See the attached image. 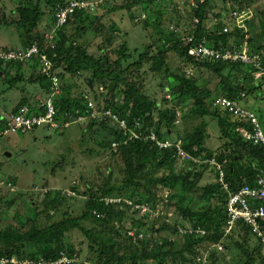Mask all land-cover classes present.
<instances>
[{
  "label": "rangeland",
  "instance_id": "1",
  "mask_svg": "<svg viewBox=\"0 0 264 264\" xmlns=\"http://www.w3.org/2000/svg\"><path fill=\"white\" fill-rule=\"evenodd\" d=\"M25 1L36 4L39 0H0V19L8 20V23H1L0 28L8 37L7 44H10L11 49L19 48L20 45H23L22 47L29 45V43L26 44L29 40H27L25 30L12 23L18 17L17 8L20 3ZM112 1L106 2L95 12H91L90 17L84 22H79L85 31L83 30L84 32L79 35L78 42L84 44L91 53L106 54L111 59H117L124 54L121 44L125 43L123 51L130 55L128 59L122 61V66L125 68L138 60L145 51L157 52L165 36L164 33L172 32L177 27L189 30L193 26L194 17L190 0H164L162 3L149 5L145 2L135 3L131 7H123L125 3L122 0ZM41 8L44 15L36 28L32 30L33 35L40 37L51 28L53 22L52 10L46 5L45 0L41 1ZM209 9L207 24L211 28L215 26L219 28L225 23L231 27V31H241L244 34L246 30H249L252 42L255 44H261L264 41V0H243L240 2L211 0ZM234 10L239 12L237 18L230 17V13ZM143 13L145 17H143ZM112 18L113 20H110ZM157 20L160 21V28H157ZM215 20L219 21L218 25ZM74 21L76 20L69 21L66 25L69 33L76 31L78 21ZM0 43L3 42L0 41ZM6 48L7 46L0 50ZM3 62L8 61H0V64ZM167 63L169 72L166 70L155 72L147 62L141 69L130 67V70H127L128 79L135 82L145 94L150 96L158 104V108H175L176 111H181V115L177 116L175 120L174 135L187 137L205 120L207 126L206 146L208 150L220 152L226 139L221 134L217 117L212 114L219 113L231 122L235 120L226 110L215 109L208 105L211 98L224 94L221 93L220 77L210 68L201 65L194 66L192 64L189 69H186L187 66H184L183 61L175 52H169ZM182 70L189 78H195L202 87L200 94L204 96L212 114L203 116L200 113H191L190 109L193 107L191 99L185 97L184 101L180 102L178 94L171 92V88L175 90L178 85L171 74H182ZM58 71L62 73L64 86L70 88L71 91L76 90L72 93L76 97L81 96L84 90L94 97L104 94L99 91L100 86L105 90L104 84L94 82L92 89H89L85 84L83 77H90L88 72L81 71L71 74L64 72L62 67ZM223 73L231 75V82L234 85L240 84L245 87L246 91H249V104L243 105L253 110L264 126V80L260 81V84L259 81L254 82L248 74L247 68L243 66H237L234 69L228 67ZM10 77L7 74L0 76V103L5 99L6 91H9L7 96L13 102L18 99L19 94L16 90L6 89ZM253 86L255 89L249 90ZM121 87L123 88V86ZM167 93L170 98L165 97ZM109 121L96 123L90 129L86 125L72 123L63 128L62 132L60 129L42 126L34 130L33 133L11 134L1 138L0 179H13L14 186L13 188L0 189V228L13 225L21 231H25L32 226L33 221L47 224L60 220L64 211H69L73 216H80L86 208L85 203L88 195L84 192L88 186L96 192L97 196L104 198L106 203H115L108 201L110 198H122L121 202L124 203V200H131L129 189H122V195L119 197H112L113 195L104 191L105 183L109 177L111 186L117 188L126 186L128 179V172L121 155L111 152L110 148L105 146L112 138L110 126H115L112 121ZM69 148L71 151H67ZM239 149L241 154L246 155L245 149L241 147ZM7 153H10V156H7ZM247 157L250 158V156ZM191 163L190 160L177 159L172 169L185 173L196 168ZM147 165L153 166L155 161L151 159ZM199 168H205L200 186L215 183L213 170L211 171L210 166H199ZM169 171L170 166L162 167L159 169L158 175L169 173ZM45 183L49 187L56 188L55 190H61L65 196L64 202L61 203L55 214H51L54 217L50 220H47L45 214L40 215L41 212H44L42 211L44 207L42 201L45 198V190H43L46 187ZM73 186L77 187L76 191ZM154 190L157 197L155 201L149 202V208H151L149 213L142 214L139 211L135 213L132 207V210L126 209L128 205L125 203L119 208L127 210L126 213L111 221L112 231L109 234L112 235H99L106 238L108 244L109 241H115L129 247L130 242L124 234L129 228H137L133 223L137 221L136 219L143 218L142 221L145 220L147 224L148 230H145V234L148 238L160 237L162 241L169 240L173 242L174 250H179L185 242L184 236H186L182 235L180 230L193 226L182 217L180 210L174 204L173 206L168 205L175 200L173 190L164 187H156ZM190 198L194 201L190 202V206L195 209L218 207L222 204L221 197L210 201L202 199V190H197L190 195ZM209 205L212 207H208ZM28 218H32L31 223ZM21 221H24L23 224ZM81 224L94 232L101 230L100 226L103 225L101 221L93 217L82 221ZM230 232L231 234H228L222 241L224 249L213 252L214 257L208 264H264L263 239L259 240L242 227L232 228ZM65 243L72 248L79 262L95 264L96 247L81 230L76 228L68 232ZM28 247L33 249L32 246ZM204 247L205 244L200 246L201 249ZM121 251L124 252V250ZM246 252L251 253V257ZM177 260V264H183L181 260ZM172 262L169 260V264H175ZM148 263L156 264L155 261L150 260Z\"/></svg>",
  "mask_w": 264,
  "mask_h": 264
},
{
  "label": "trees",
  "instance_id": "2",
  "mask_svg": "<svg viewBox=\"0 0 264 264\" xmlns=\"http://www.w3.org/2000/svg\"><path fill=\"white\" fill-rule=\"evenodd\" d=\"M41 1L42 0H39L36 4H33L31 1L20 3L17 8L18 17L12 21V23H15L18 27L25 30L27 40H29L26 44L38 41L40 45L43 46V36L40 37L32 33V30L36 28L44 15V11L41 8ZM45 1L46 5L50 7L51 10H53L57 4H65L67 2V0ZM150 1L133 0L131 4H125L123 7H131L134 6L135 3H152V1ZM233 1L240 2L243 0ZM210 3L211 0H204L203 3H199V6L192 10L193 17L199 18V22L195 28L196 39L200 40L206 37L210 43L217 47L227 45L231 39L240 41L239 39L244 38L246 33L242 34L241 31L219 33L222 29V25H220L219 28L218 26L211 28L207 24L210 13ZM88 17H90V13L77 10L68 20V23L72 20L78 21L76 31L74 33H69L66 27L68 23L58 30L56 46L54 48H48L47 50L50 54L54 52L57 54L54 58L56 68L59 70V68L62 67L64 72L71 74L85 71L88 72L90 78L93 79V86L94 82L104 84L107 89L106 97H109V99L106 100V107H109L114 115L119 118H126L130 127L135 125L136 122H139L147 129L153 128L160 137L169 136L172 139L181 137L183 140V148L190 153L192 157L191 159L185 160H190V162H192L191 164H194L196 167L185 173L172 169L179 158L173 154L171 149L167 148L159 151L157 148L153 147L150 142L143 140H131L127 143H123V139L127 135L126 131L116 128L115 126H110L112 138L105 146L106 148H110L111 152L121 155L128 172V179L126 180V186L117 188L111 186L109 177L105 183L106 188L104 191H106L107 194L113 195L112 197H119L122 195V189H129L132 201L151 203L155 201L157 197L156 191L154 190L156 187L169 188L174 191L173 198H175V200L168 203V205L173 206L174 204V206L180 210L182 217L189 221L193 227L205 228L208 233L205 236L187 234L184 236L185 242L179 250H174V244L169 240L162 241L160 237L148 238L146 234L144 238L135 239L128 235L127 230L124 235L130 242L129 247L123 246L115 241H109L110 243L108 244L106 242L107 240H105L106 238L99 234L112 235L109 234L111 233L110 231H112L110 228L111 221L113 218L121 217L126 213L125 211L127 210L119 208V206L121 207V205L126 202L106 203L104 198L97 196L96 192L88 186L84 192L88 195L85 203L86 208L80 216H73L69 211H64L60 220H55L47 224H41L36 221L32 222V218H28L30 223L32 222V226L25 231H21L13 225L0 228V256L8 258L17 257L19 259L32 258L34 260H50L56 259L60 257L62 252H66L73 257L75 256L74 252L70 246L66 245L65 237L68 232L77 228L81 230L89 241L93 243V246L96 247L97 256L95 264H150L148 263L149 260L155 261L156 264H169V260L171 262L173 260V262L177 264V259L181 260L183 264H193L194 257L200 246L207 243H220L228 236V234H224V226L227 221L226 194L217 182L200 186L205 168H199V166H207L208 164L195 162L193 158H199V156L204 155L207 157L215 156L219 161L226 160V178L230 182L232 189H237L243 184H253L258 174H264V148L244 141L235 130L238 124L235 120L231 122L228 118L219 113L212 114L207 107L204 96L200 94L202 87L195 78H189L183 70L182 74H171L178 84L175 90L171 88V92L178 94L180 102L184 101L185 97L191 99L193 106L190 109L191 113H200L203 116L208 114L216 116L221 134L225 137L226 142L224 146H222L220 152L208 150L206 146L207 126L205 125V120L200 127L192 134H188L189 136L187 137L179 136L178 134L174 135L173 130L176 127L175 120L177 119L175 108H158V104H156L150 96L145 94L135 82H131L128 79L127 70H130V67L141 69L144 63L147 62L150 68L155 72H162L163 70L169 72L167 63L168 54L169 52H175L181 61H183L184 66L191 63L194 66L201 65L213 70L221 79V93H224L222 95L235 98L239 96L241 91H246V89L240 84L234 85L231 82V75L224 74L223 72L228 67L234 69L241 65L225 61L205 62L195 60L194 57L188 54L189 45H186L182 41L180 34L172 31L164 33L165 36L157 52L145 51L139 56L138 60L125 68L122 66V61L130 57L129 54H125V51H123L125 43L121 44L124 54L117 59H111L106 54L95 55L91 53L84 44L78 42L79 35L81 32L85 31L83 25H80L79 22H84ZM1 23H8V20H6V18L0 19V24ZM156 23L157 28H160V21L157 20ZM182 30L185 31L186 29ZM250 42L255 49L262 48L261 44L252 42L251 36ZM16 63L20 64V62ZM59 74L62 76L60 71ZM37 78L39 81L45 83V87L48 91V80L40 73H38ZM110 82H114L115 86L111 91H108ZM121 86H123V88ZM254 89L255 86L249 88L251 91ZM213 99L214 98L210 99L208 105L211 106ZM80 101V96L72 97L68 89L64 86L62 96L54 100L58 109V117L63 118L68 110L79 106ZM22 104L23 103H20L19 105ZM30 108L33 109L31 106ZM39 109L43 111L44 106L39 107ZM108 121V119H105L100 123H107ZM109 122H111V120ZM96 123L100 124L99 122L91 121L86 127L90 129L93 125H96ZM56 130H58V128ZM113 141L120 142L117 151L113 150ZM225 147H227V149H225ZM239 147L245 149L246 155L241 154ZM247 156H250V158ZM151 159L155 161V165L148 166L147 163L151 161ZM167 166H170L169 173L165 172V174L158 175L159 169ZM210 169L211 171L213 170L211 167ZM2 180L8 181L4 178H2ZM9 182L14 185L13 179H10ZM73 189L76 191L77 187L73 186ZM197 190H202V199L205 201L221 197L222 204L218 207L209 205L208 207L212 208L206 209H195V207H191L190 202L194 201L191 200L192 198H190V195ZM135 198L137 200H134ZM64 199L65 196L61 190L48 189L42 201L44 205L42 211L44 212H41L40 215L43 213L46 215L47 220L53 219L54 216H51V214H55L58 207L64 202ZM127 205L126 209L132 210V206L129 204ZM133 210L135 213L138 211L134 208ZM52 211L54 212L52 213ZM94 212L100 216H97ZM91 217L102 222L103 225L100 226L101 230L94 232L81 224L82 221ZM142 219L143 218H138L136 219L137 221L133 223V225L137 227V233L140 231L145 233V230H148L145 220L142 221ZM23 222L24 221H21L22 224ZM237 227H242L252 233L248 226L238 224ZM230 234L231 233H229V235ZM258 239L260 240L262 238L258 237ZM28 246H32L33 249ZM120 249L124 250V252ZM213 252H217V249H211L209 251L208 263L211 258L214 257ZM246 253L251 257V253ZM73 264L86 263H81L77 259Z\"/></svg>",
  "mask_w": 264,
  "mask_h": 264
},
{
  "label": "built area",
  "instance_id": "3",
  "mask_svg": "<svg viewBox=\"0 0 264 264\" xmlns=\"http://www.w3.org/2000/svg\"><path fill=\"white\" fill-rule=\"evenodd\" d=\"M133 0H122L125 4H131ZM150 1V0H147ZM152 3H162L164 0H151ZM150 1V2H151ZM204 0H190L192 9L197 8L199 3ZM233 1V0H232ZM112 0H67L65 4H57L51 11L53 22L51 28L43 35V46L38 41L30 43L27 47L22 48H6L0 50V61H13L27 63L37 61L39 65V73L49 82V90L46 100L39 107L44 106V110L35 111L29 105H21L17 111L0 127V138L8 137L11 134H22L32 131L38 127L47 126L53 129H63L72 123L87 125L91 121L101 122L105 119L111 120L116 128L125 130L127 135L123 139V143L131 140H143L150 142L151 145L159 151L163 149H171L173 154L179 159H191L190 153L183 148V140L181 137L172 139L171 137H160L153 128L143 127L136 122L132 127L129 126L126 118H119L114 115L109 107H106V87H99L100 96L94 97L89 92H82L80 105L74 107L65 113L63 118L58 117V109L54 100L62 96L64 91V83L56 68L54 58L56 53L50 54L48 48L56 46V37L58 30L68 23L70 17L77 11L95 12L100 6ZM151 3H148V5ZM239 12L234 10L230 13V17L237 18ZM143 17L145 14L143 13ZM194 24L190 30L183 31L182 28H175L174 32L180 34L182 41L188 46V54L195 60L205 62L225 61L233 64H239L247 68L248 74L254 82L264 80V41L261 43L262 48L255 49L250 42L249 30H246L244 38L235 41L233 39L227 45L215 46L210 43L206 37L197 40L195 37V28L199 22V18H193ZM216 24L219 23L215 20ZM210 26V25H209ZM231 31V27L222 24L219 33H227ZM190 63L186 69H189ZM249 92L241 91L239 96L231 98L225 95H219L212 101V107L215 109L226 110L232 115L238 123L235 130L242 139L252 145L264 148V126L257 114L244 106L245 99ZM166 98H170L167 93ZM181 111H176V116H180ZM119 141H113L112 147L114 151L118 150ZM195 162L206 163L213 168L215 182L226 194V213L227 221L224 227L225 235L231 233L232 228H236L238 224L248 226L250 231L257 238L264 240V174H258L253 184H243L237 189H232L230 182L226 178L225 164L226 160L219 161L215 156H199L193 158ZM9 181L0 179V188L11 187ZM110 202H121L122 198H110ZM135 210L142 214H147L151 210L149 203H139L132 200H124ZM97 214L96 212H94ZM97 216H100L97 214ZM136 228H129L127 233L135 239L144 238L145 233L136 232ZM182 235L196 234L197 236H205L208 231L202 227H188L181 229ZM211 249L223 250L222 242L216 244H205L204 248H199L194 258L196 264H207L209 251ZM77 258L71 257L66 252H62L60 257L56 259H40L32 258L19 259L17 257L0 256V264H73Z\"/></svg>",
  "mask_w": 264,
  "mask_h": 264
},
{
  "label": "crops",
  "instance_id": "4",
  "mask_svg": "<svg viewBox=\"0 0 264 264\" xmlns=\"http://www.w3.org/2000/svg\"><path fill=\"white\" fill-rule=\"evenodd\" d=\"M110 20H113V18ZM0 41L3 42V43H0V48H5L6 46L7 48H12L10 47V44H7L9 42L8 37L4 34V30L1 28H0ZM22 46L23 45H20L19 48H21ZM8 62H3L0 64V76H4L5 74L10 75L11 77L9 78V81L7 82L8 85L6 86V89L16 90L19 95H18V99L13 102L7 96L9 91L5 92L6 97L5 99L2 100V103H0V126L5 124L6 121L12 116V114L16 112L18 107L21 106L19 105L20 103H23L22 105H29L35 111H38L39 108L37 107L46 100L47 92H48L45 87V83H43L42 81H39L37 78L38 73H39V65L37 61H30L27 63H20V64L16 62H9V63ZM62 77L63 76H61V78ZM86 77H83V81ZM65 88L68 89L72 97H76L75 95L72 94L76 90L71 91L70 88H67V87ZM77 91L79 90L77 89ZM82 92H85V90ZM244 103L249 104L248 97L245 99ZM261 124H262V121H261ZM34 130L29 131V132L33 133ZM60 131L62 132L63 129H60ZM22 134H25V133H22ZM34 139H38V138H34ZM225 149H227V147H225ZM67 151H71V149L69 148ZM7 156H10V155H7ZM4 179L8 181L10 180L9 178H4ZM214 180H215V177H214ZM42 185H44V183H42ZM45 185L46 187L43 188L45 192L48 189H56L54 187H49L47 183H45ZM13 186L14 185H12L11 187L13 188ZM11 187H7V188H11ZM53 212L54 211H52V213Z\"/></svg>",
  "mask_w": 264,
  "mask_h": 264
},
{
  "label": "water",
  "instance_id": "5",
  "mask_svg": "<svg viewBox=\"0 0 264 264\" xmlns=\"http://www.w3.org/2000/svg\"><path fill=\"white\" fill-rule=\"evenodd\" d=\"M84 82L85 84L90 88L92 89L94 86H93V79L90 78V77H86L84 79ZM115 86V83L114 82H110L109 83V88H108V91H111L113 89V87ZM7 155H10V153H7Z\"/></svg>",
  "mask_w": 264,
  "mask_h": 264
}]
</instances>
